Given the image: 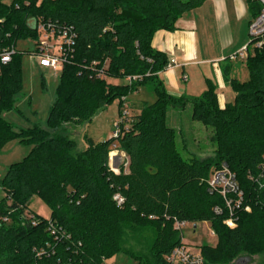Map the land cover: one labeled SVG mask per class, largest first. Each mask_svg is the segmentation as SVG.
Returning a JSON list of instances; mask_svg holds the SVG:
<instances>
[{
  "label": "trees",
  "instance_id": "1",
  "mask_svg": "<svg viewBox=\"0 0 264 264\" xmlns=\"http://www.w3.org/2000/svg\"><path fill=\"white\" fill-rule=\"evenodd\" d=\"M206 1L0 0V50L36 37L29 22L38 18L70 26L77 34L74 52L58 80L48 128L34 125L17 131L5 119L22 90L21 54L1 67L0 151L15 139L31 150L4 175L0 264H103L125 252V229L147 227L155 231L152 254L145 262L137 260L165 264V257L181 244L176 219L210 222L218 242L202 245L204 264L235 263L242 254L264 255V190L250 179L264 166V45L247 58L246 80H227L235 95L223 108L211 80L201 96L170 94L162 77L169 57L152 47L158 30L175 31L180 18ZM245 1L252 17L259 15L261 3ZM141 87L154 92L156 101L145 102L119 136L97 143L87 138L86 149L77 151L76 141L64 134V123L81 125L117 98L122 107ZM188 104L194 121L214 128L215 158L187 160L177 149L167 110ZM114 149L126 153L128 172L111 169ZM222 163L236 174L244 205L251 206V211H237L235 228L224 224L226 210L214 212L215 206L224 204L207 182ZM116 194L124 198L120 205ZM34 196L49 205L50 218L28 210ZM47 243L55 253L38 257L34 248Z\"/></svg>",
  "mask_w": 264,
  "mask_h": 264
},
{
  "label": "rangeland",
  "instance_id": "2",
  "mask_svg": "<svg viewBox=\"0 0 264 264\" xmlns=\"http://www.w3.org/2000/svg\"><path fill=\"white\" fill-rule=\"evenodd\" d=\"M12 1L3 0L6 4H10ZM250 23L247 27L242 28L244 31L240 33L243 39L241 43H245V45L251 41ZM41 39L42 33L38 32L36 37L20 39L16 43V50L21 54L22 90L17 96L16 108L5 112L4 117L14 125L17 131L28 129L34 125L48 128V113L56 98V87L62 71L43 69L32 61L31 53L36 50V46ZM210 50L213 51V49ZM230 51L227 50L224 54L226 55ZM187 70L190 79L188 82L182 83L188 89L187 94L201 96L203 93V90H199L201 89V82L199 84L198 78H196L192 69ZM180 75L182 76L181 73ZM238 76L242 81L248 78L249 72L246 64H244L243 71L239 72ZM112 81L122 83L121 80ZM192 89L196 94H191ZM232 94L234 97L235 93ZM156 99L157 96L154 92L147 87H141L139 91L128 96L122 107H120V99L117 98L107 107L100 109L91 120L81 125L70 122L64 123V134L76 141L77 151H82L87 147V138L97 143L113 136L114 131L118 128L117 125H120L123 118L124 124L120 126L118 132L120 135V132L130 126L132 118L140 113L143 104L145 102L154 103ZM167 124L176 131L177 149L184 159L189 160L192 157H197L203 160L216 157L215 130L211 126L192 119V105L188 104L184 109L169 107L167 110ZM30 150L31 146L22 144L18 139H15L8 142L0 151V200L6 195L3 189V180L7 169L11 164L23 160ZM110 166L116 173H120L121 170L128 172L126 153L120 149L112 150L110 152ZM9 203L11 202L9 201ZM28 210L46 219L51 216V208L38 196H34L30 200ZM195 224L197 225L195 232L194 223L188 224L180 231L182 240L197 249H200L204 244L215 246L218 239L216 234L212 233L214 230L210 222L204 221ZM154 238L155 231L150 227L141 230L125 229L123 236V249L125 252L106 259V264H142L141 262H145L147 258L150 259L152 254L151 245ZM241 257L243 258L241 262L246 264H257L264 260L262 254L253 256L242 254ZM228 264H234V262Z\"/></svg>",
  "mask_w": 264,
  "mask_h": 264
},
{
  "label": "crops",
  "instance_id": "3",
  "mask_svg": "<svg viewBox=\"0 0 264 264\" xmlns=\"http://www.w3.org/2000/svg\"><path fill=\"white\" fill-rule=\"evenodd\" d=\"M251 16L245 0H207L180 18L175 31L158 30L152 47L177 62L162 74L168 92L175 96L185 94L196 97L187 94L188 89L182 84L185 82L182 76L186 75L188 82L190 75L187 69H192L199 84L201 82L199 90L202 92L207 89V80L216 84L218 102L223 108L233 97L227 80H240L238 74L246 64L245 60L230 58L245 46L241 43L240 33L251 22ZM227 50L231 51L225 55ZM190 92L196 94L193 89Z\"/></svg>",
  "mask_w": 264,
  "mask_h": 264
},
{
  "label": "built area",
  "instance_id": "4",
  "mask_svg": "<svg viewBox=\"0 0 264 264\" xmlns=\"http://www.w3.org/2000/svg\"><path fill=\"white\" fill-rule=\"evenodd\" d=\"M261 5V12L250 23V36L251 41L245 45L237 54L231 56V60L241 59L247 60L250 54L259 50L264 45V0H258ZM36 33H42V39L38 42L36 50L31 53L32 61L36 62L41 68L53 69L55 71H62L64 65L68 62L70 56L74 52L76 45L77 34L74 29L67 25H58L51 20H45L44 18H38L33 20ZM1 22V20H0ZM16 44H11L0 50V72L3 65H7L12 61V58L17 54ZM176 60L171 58L167 64L166 70L171 69L176 65ZM98 75L104 77V72L100 71ZM132 78H127V81L131 82ZM183 80H187V76L183 75ZM123 118L120 125H117V130L114 131L113 136H119V128L123 125ZM121 133V132H120ZM264 167V166H263ZM262 170L264 171V168ZM259 172L258 175L250 174V179L255 181L261 189L264 190V173ZM209 191L211 193L216 192L223 200L224 208L220 205L214 207L216 214H222L224 210L228 212V217L224 220L229 228H235L237 225L236 213L239 209L251 211L250 205H244V193L239 186L236 174L229 168L226 163H222L221 166L212 171L208 179ZM114 199L118 204L124 202V198L119 194L114 196ZM264 205V203H263ZM28 217L32 215L27 212ZM153 217V216H151ZM2 220L6 223L9 222L8 217H3ZM193 222L185 220H175L174 228L180 233V231ZM32 224L36 225V220H32ZM50 227L52 230L53 224L50 221ZM197 225L194 223V232ZM53 235L55 230L51 232ZM212 233L215 234L213 231ZM57 238H55L56 240ZM34 252L38 257L49 256L54 254V248L50 243H47L41 248H34ZM165 264H204L201 248L197 249L185 243L181 238V244L176 246L166 257ZM103 264H106V259L103 260Z\"/></svg>",
  "mask_w": 264,
  "mask_h": 264
},
{
  "label": "water",
  "instance_id": "5",
  "mask_svg": "<svg viewBox=\"0 0 264 264\" xmlns=\"http://www.w3.org/2000/svg\"><path fill=\"white\" fill-rule=\"evenodd\" d=\"M29 23L35 28V26H34L35 22L33 20H31ZM242 259H243L242 257L239 258L238 260L235 261L234 264H246V263L241 262Z\"/></svg>",
  "mask_w": 264,
  "mask_h": 264
}]
</instances>
